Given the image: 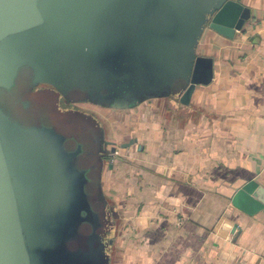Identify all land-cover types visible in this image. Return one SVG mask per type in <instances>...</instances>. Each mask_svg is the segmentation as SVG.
<instances>
[{"label": "water", "instance_id": "water-1", "mask_svg": "<svg viewBox=\"0 0 264 264\" xmlns=\"http://www.w3.org/2000/svg\"><path fill=\"white\" fill-rule=\"evenodd\" d=\"M250 18L241 0H0V92L10 94L0 107V264H113L104 236L117 215L103 174L117 146L91 114L60 111V97L120 111L189 105L214 79V60L197 50L205 30L233 39ZM232 202L255 215L264 188L250 182Z\"/></svg>", "mask_w": 264, "mask_h": 264}, {"label": "crops", "instance_id": "crops-1", "mask_svg": "<svg viewBox=\"0 0 264 264\" xmlns=\"http://www.w3.org/2000/svg\"><path fill=\"white\" fill-rule=\"evenodd\" d=\"M241 2L251 18L233 39L205 30L197 50L214 60V79L189 105L102 109L117 146L103 190L126 264H264V211L232 202L250 182L264 188V0Z\"/></svg>", "mask_w": 264, "mask_h": 264}, {"label": "rangeland", "instance_id": "rangeland-1", "mask_svg": "<svg viewBox=\"0 0 264 264\" xmlns=\"http://www.w3.org/2000/svg\"><path fill=\"white\" fill-rule=\"evenodd\" d=\"M7 95L8 96H10V94H7V93H4V92H0V107H3V108H5V107H8L7 106V100H8V97H7ZM2 97H4V98H2ZM169 100V99H168ZM167 100V101H168ZM87 108H89V111H91L90 113H92L94 116H97V117H99L100 119H101V121L104 123V125L106 126V124H105V119H104V116H102V114H104V112H103V110L101 109V108H96V107H94V106H87ZM10 111L12 112V114H13V116L15 117V118H17V119H19V120H21V121H27L28 119L27 118H25L23 115H22V113H21V111H22V108H20L19 106H16V108L14 109V111H12L11 109H10ZM28 122V121H27ZM108 208H111L112 209V212H114L115 213V209L113 208V206H112V203H110V201H109V203H108ZM111 213V212H110ZM112 214V213H111ZM116 214V213H115ZM117 215V214H116ZM117 220H118V216H114L113 214H112V221L114 222V223H112V225L110 226V228L107 230V233L105 234V239L104 240H106L107 238H111L112 240H115V234H116V231H117V229H118V223H117ZM105 242V241H104ZM109 250V249H108ZM115 252H117V255H116V253ZM110 255H111V257L113 258V261L115 260V258L114 257H118V263L117 264H126L125 262H124V254H123V250L122 249H120V248H116V250L114 251V249L112 248L111 249V252L109 253ZM130 256H126V258L125 259H127V258H129Z\"/></svg>", "mask_w": 264, "mask_h": 264}, {"label": "flooded vegetation", "instance_id": "flooded-vegetation-1", "mask_svg": "<svg viewBox=\"0 0 264 264\" xmlns=\"http://www.w3.org/2000/svg\"><path fill=\"white\" fill-rule=\"evenodd\" d=\"M35 92H41V94L44 93V96L48 97L52 101L56 97V93L53 91V88L46 86V85H41V86L37 87L35 89ZM172 99H174V98H172ZM166 100H168V99H166ZM87 106H94L96 108H100V107H97V106L89 104V103L88 104H67L62 96L60 97V100L57 103V108L60 111H63V112H66V111L67 112H77V111L80 112L81 111V112H85V113H88V114H91L92 116H94L92 113H90L91 111H89V108H87ZM139 106H140V104L137 107H139ZM137 107H135V108H137ZM101 109H106V108H101ZM94 118H96V120H99L101 123H103L99 117L94 116ZM110 142H112V141H110ZM108 149H111V146H109ZM111 158H109V159L107 158L106 162L108 163L111 160ZM105 243L107 245V251H108V253H110L111 249H112V245H113V240L111 238H107L105 240Z\"/></svg>", "mask_w": 264, "mask_h": 264}]
</instances>
